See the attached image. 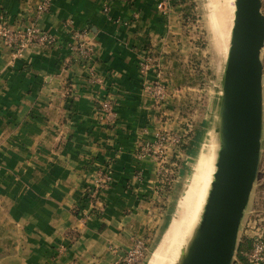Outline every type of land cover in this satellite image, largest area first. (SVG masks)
<instances>
[{"label":"crops","instance_id":"obj_1","mask_svg":"<svg viewBox=\"0 0 264 264\" xmlns=\"http://www.w3.org/2000/svg\"><path fill=\"white\" fill-rule=\"evenodd\" d=\"M161 1L51 0L38 27L56 44L0 41V264H114L155 231L160 160L143 149L172 124L147 85L175 62L183 13ZM36 3L0 0V19L29 26ZM81 30L89 64L67 46Z\"/></svg>","mask_w":264,"mask_h":264},{"label":"rangeland","instance_id":"obj_2","mask_svg":"<svg viewBox=\"0 0 264 264\" xmlns=\"http://www.w3.org/2000/svg\"><path fill=\"white\" fill-rule=\"evenodd\" d=\"M261 3L264 14V0H261ZM182 4L178 39L180 46L172 55L175 62L168 65V68L164 65L163 92L157 102L162 105L160 111H163V121L172 124L161 130L160 134L165 136V140L156 148L162 175V181L158 190L156 189L159 215L153 234L142 237L145 241V252L138 264H151L156 254V259L160 258L159 264H174L178 255L179 260L192 235L188 236L183 244L180 226L177 228V225L182 224L179 223L182 220L180 217H183L181 215H184V189L202 142L208 138L217 149L218 104L227 56L231 0H185ZM260 57L263 65V131L260 160L238 232L232 264H246L245 253L248 250L245 251V248L248 241L258 227L264 226V45ZM178 144H182L181 147H178ZM174 232L178 235L174 236ZM161 255L164 257L161 258Z\"/></svg>","mask_w":264,"mask_h":264},{"label":"water","instance_id":"obj_3","mask_svg":"<svg viewBox=\"0 0 264 264\" xmlns=\"http://www.w3.org/2000/svg\"><path fill=\"white\" fill-rule=\"evenodd\" d=\"M261 0H234L218 104L210 187L176 264H232L257 176L263 131L264 14Z\"/></svg>","mask_w":264,"mask_h":264},{"label":"built area","instance_id":"obj_4","mask_svg":"<svg viewBox=\"0 0 264 264\" xmlns=\"http://www.w3.org/2000/svg\"><path fill=\"white\" fill-rule=\"evenodd\" d=\"M51 0H37V3L33 9V20L30 25L24 28H13L5 23V19H0V41L7 46L11 47L16 53L27 47L30 43H38L42 45L56 44V39L50 33L40 31L38 27L39 19L48 11ZM157 7L163 11L165 9V2L161 1ZM86 30L75 31L70 35V41L68 47L76 60L85 64H89L94 55V49L92 45L85 40ZM149 58H146L145 62L140 64V71H147L149 68ZM92 82H99L100 79L93 75L91 77ZM147 89L151 91L154 99L159 102L160 96L163 92V85L157 81L147 85ZM100 109L105 117L108 118V114L111 113L110 101H104L100 105ZM165 140V136L158 133L156 135V146H145L144 153L153 150L156 154L158 146ZM107 175H99L96 179V185H107ZM145 252V241L142 238H136L131 246L127 248L114 264H138L139 260L143 257ZM246 264H264V226L258 227L257 231L251 236V245L248 251L245 253ZM237 264H241L237 262ZM245 264V263H244Z\"/></svg>","mask_w":264,"mask_h":264},{"label":"bare ground","instance_id":"obj_5","mask_svg":"<svg viewBox=\"0 0 264 264\" xmlns=\"http://www.w3.org/2000/svg\"><path fill=\"white\" fill-rule=\"evenodd\" d=\"M231 6H232V10H231L230 23H229L228 40H229V37H230V29H231L232 20H233L234 0H231ZM217 11H218V9H217ZM215 21H217V20H215ZM214 24L216 25V22ZM215 34H213V35H215ZM211 143L212 142L208 138H206L202 142L200 150H199V153H198V156L196 158V162L194 163L193 168H192L191 173H190V176L188 178V183L186 182L187 186L184 189V198L182 199L183 200L182 210L184 211V215L182 213H181L182 215L179 214V215L183 216L182 218L180 217V220L181 219L182 220H181V222H179V223H182V224L177 225L178 226L177 228H179V226H180L179 230L181 229V232H182L183 241L182 240L181 241L183 242V244H184L186 238L192 234L196 224L199 221V216H200V213H201V211L203 209V205L205 203V199L207 197V193H208V190H209V187H210V182L212 180V174H213L214 169H215L214 163H215V157H216V147L213 145V143L212 144ZM179 205H181V202H180ZM180 211H181V209H180ZM174 234H175V232H174ZM177 235L175 234L174 236H177ZM180 238H181V236H180ZM178 242H180V240H178ZM166 243H167V241H166ZM174 243H168V244L173 245ZM179 244H178V246L181 245V244L180 245ZM169 247L171 248V246H169ZM169 247H168V249L170 250ZM165 249H167V248H165ZM176 250L178 251V247H177ZM174 251L175 250H173V252ZM164 252H167V251H164ZM173 252L170 251V253H173ZM165 254H167V253H165ZM157 256L158 255L156 254V257ZM178 256H177V259L174 262V264H176L178 262ZM156 257H155V259H153L151 264H159L158 260L160 258L156 259ZM163 257L164 256H162L161 258H163ZM168 257H167V259H169ZM171 258H174V257L171 256ZM172 260H174V259H172ZM167 261H169V260H167Z\"/></svg>","mask_w":264,"mask_h":264},{"label":"trees","instance_id":"obj_6","mask_svg":"<svg viewBox=\"0 0 264 264\" xmlns=\"http://www.w3.org/2000/svg\"><path fill=\"white\" fill-rule=\"evenodd\" d=\"M185 0H180L181 3H183ZM182 144H178V147H181ZM251 243V240L248 241V246L245 248V251H247L249 248H250V244ZM242 261H244V257L242 256L241 257ZM243 264V263H242Z\"/></svg>","mask_w":264,"mask_h":264}]
</instances>
